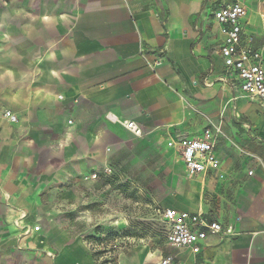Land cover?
<instances>
[{"label": "crops", "instance_id": "1", "mask_svg": "<svg viewBox=\"0 0 264 264\" xmlns=\"http://www.w3.org/2000/svg\"><path fill=\"white\" fill-rule=\"evenodd\" d=\"M235 1L0 0V264H97L85 241L46 234L48 202L61 199L69 216L74 202L100 199L103 182L93 176L109 177L141 148L158 168L166 152L174 162L160 209L202 214L232 233L210 235L196 255L170 246L159 222L168 254H124L119 264L168 255L180 264H264V104L226 70L214 17ZM246 7L243 41L264 58V0ZM214 126L226 179L189 178L168 142Z\"/></svg>", "mask_w": 264, "mask_h": 264}, {"label": "rangeland", "instance_id": "2", "mask_svg": "<svg viewBox=\"0 0 264 264\" xmlns=\"http://www.w3.org/2000/svg\"><path fill=\"white\" fill-rule=\"evenodd\" d=\"M147 155L151 158L146 159ZM126 159L128 163H119L117 169L109 171V177H93L103 182L100 199L83 201L80 207L74 202L75 210L69 216L62 215L65 207L61 199L48 202L54 215L48 218L46 234H53L58 241H85L97 264H119L124 254L140 258L162 251L167 255L156 210L165 207L171 196L174 162L166 152L165 169L158 168L156 157L145 148Z\"/></svg>", "mask_w": 264, "mask_h": 264}, {"label": "built area", "instance_id": "3", "mask_svg": "<svg viewBox=\"0 0 264 264\" xmlns=\"http://www.w3.org/2000/svg\"><path fill=\"white\" fill-rule=\"evenodd\" d=\"M246 1L236 0L232 5L216 10L214 17L223 36L220 53L226 70L239 79L242 92L258 98L264 104V58L243 41V19L247 16ZM162 61V58L158 57L154 67ZM3 117L11 123L17 122L16 116L11 112H6ZM114 121L136 137L143 136V130L136 123L117 119ZM222 135L220 126L209 127L198 138L171 139L168 147L174 149L182 158L189 178L215 174L219 180L224 181L226 174L216 152L217 142ZM253 174L254 172L250 170L249 176ZM156 217L170 246L176 249H189L196 255L202 252L203 244L210 235L232 233L231 228H226L216 221H209L202 214L169 208L158 209ZM40 229V226H37L33 231L38 232ZM158 264L180 263L174 256L168 255L163 256Z\"/></svg>", "mask_w": 264, "mask_h": 264}]
</instances>
